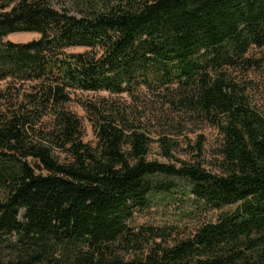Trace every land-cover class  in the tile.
Instances as JSON below:
<instances>
[{"label": "trees", "instance_id": "1", "mask_svg": "<svg viewBox=\"0 0 264 264\" xmlns=\"http://www.w3.org/2000/svg\"><path fill=\"white\" fill-rule=\"evenodd\" d=\"M261 70L264 0H0V264H264ZM170 177L194 226L137 224Z\"/></svg>", "mask_w": 264, "mask_h": 264}, {"label": "rangeland", "instance_id": "2", "mask_svg": "<svg viewBox=\"0 0 264 264\" xmlns=\"http://www.w3.org/2000/svg\"><path fill=\"white\" fill-rule=\"evenodd\" d=\"M39 37V33L37 32H16L11 33L4 38V40H11L14 42H26ZM85 48L77 47L71 50L73 51H83ZM258 51L255 50L253 53H257ZM250 78L252 80L251 87H253L251 91V95L253 96L256 103L264 109V71H252L250 72ZM83 98H96L99 96H107L108 93L105 91H85L80 93ZM70 108L78 114V116L82 119L83 127H84V139L88 142L95 141V130L92 121L88 117L87 111L78 103H71ZM199 133H204L206 137V151H207V160L206 161H214V156L212 153L214 152V147L217 144L218 140V131L211 126L204 128L196 133H191L190 137L193 141H196L197 135ZM183 158L188 157L185 154H177ZM151 159H159L162 161L167 162L168 159L163 157L158 149L156 143L152 145L151 152L149 155ZM173 183L175 184L174 188V198L169 200L170 202L164 201V199L155 198L151 207L147 210L139 213L136 216L135 222L139 225L148 226H156V225H171V224H178L179 229H185L188 227H193L195 222L193 219L189 218L187 215L177 214L179 208L182 205L176 203V198L178 199L181 197H186V203L184 204L185 208H189L191 204V198H188L186 195V188H183V181L179 178L170 177ZM179 202V201H178ZM232 207H225L224 209H230ZM219 211L211 210L206 218L215 220Z\"/></svg>", "mask_w": 264, "mask_h": 264}]
</instances>
